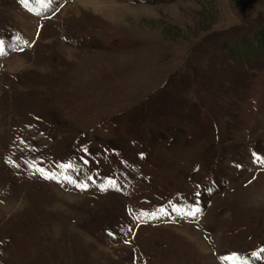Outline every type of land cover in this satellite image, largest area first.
Here are the masks:
<instances>
[{
  "label": "rangeland",
  "instance_id": "374dc122",
  "mask_svg": "<svg viewBox=\"0 0 264 264\" xmlns=\"http://www.w3.org/2000/svg\"><path fill=\"white\" fill-rule=\"evenodd\" d=\"M263 22L264 0H0V264H264V63L218 47Z\"/></svg>",
  "mask_w": 264,
  "mask_h": 264
},
{
  "label": "trees",
  "instance_id": "16d2710c",
  "mask_svg": "<svg viewBox=\"0 0 264 264\" xmlns=\"http://www.w3.org/2000/svg\"><path fill=\"white\" fill-rule=\"evenodd\" d=\"M215 37L217 36L213 35L211 38V40H213L212 43H210L211 46L216 44L217 41L221 39L220 37H218L217 39ZM222 40H225V39H222ZM218 47L226 49L225 56H226L227 62L238 64L235 66H242V67L249 66L251 67V69L254 68L255 70L261 64L264 63V22L257 25L255 29L249 30L246 34L242 33V34H239L238 37L228 38V42H226V44H224L223 47L222 46H218ZM184 86H185L184 83L179 82V84L176 87V89L178 90V95L181 93V91L179 92V90H181V88ZM170 93L172 94L171 96L172 98L170 99V101H167L165 104L163 103L160 104L159 108L157 107V109L153 107L152 104L147 102L150 104L149 108H147V111L146 109L139 110L138 113L140 114H138V116H140V118L143 119L144 116H147L146 113H149L148 117L150 118V116L151 117L156 116L154 113L156 112L158 113L162 110H165V108H167V106L176 99L175 94L177 92H175V90L174 91L171 90ZM172 106H173V109H178V108H181L182 103L180 102H177L175 104L173 103Z\"/></svg>",
  "mask_w": 264,
  "mask_h": 264
},
{
  "label": "snow or ice",
  "instance_id": "6c2138e0",
  "mask_svg": "<svg viewBox=\"0 0 264 264\" xmlns=\"http://www.w3.org/2000/svg\"><path fill=\"white\" fill-rule=\"evenodd\" d=\"M39 171H41V173H43V169H38ZM111 184H112V186L114 187V183L113 182H110ZM78 186H80V187H87V185H78ZM102 190H103V188H102ZM192 215H195V213L193 212V213H191Z\"/></svg>",
  "mask_w": 264,
  "mask_h": 264
},
{
  "label": "bare ground",
  "instance_id": "6f19581e",
  "mask_svg": "<svg viewBox=\"0 0 264 264\" xmlns=\"http://www.w3.org/2000/svg\"><path fill=\"white\" fill-rule=\"evenodd\" d=\"M82 1H86V0H82ZM87 1H90V0H87ZM99 3V2H98Z\"/></svg>",
  "mask_w": 264,
  "mask_h": 264
}]
</instances>
